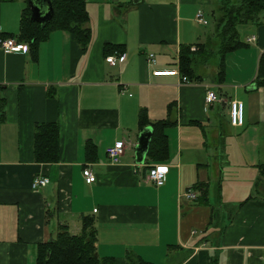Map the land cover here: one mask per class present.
<instances>
[{
	"label": "crops",
	"instance_id": "obj_1",
	"mask_svg": "<svg viewBox=\"0 0 264 264\" xmlns=\"http://www.w3.org/2000/svg\"><path fill=\"white\" fill-rule=\"evenodd\" d=\"M26 1L0 0V38H16ZM211 6L212 0H87L85 51L59 29L40 42L35 59L0 49V264H36V246L63 225L80 233L83 215L94 217L96 252L114 264H132L128 254L150 264H211L213 256L220 264H264V175L257 166L264 164V85L255 81L264 23L246 24L248 46L227 55L222 83L208 69L188 83L152 74L178 67L180 48L194 50L206 39ZM198 9L207 24L195 20ZM105 43L124 47L115 65L104 59ZM208 89L222 101L206 103ZM233 99L243 103L239 126L229 121ZM170 103L176 123L164 130L167 157L138 164L140 111L162 119ZM37 122L58 124L59 161H34ZM87 141L95 145L91 159ZM115 141L125 146L113 164L106 148ZM158 163L168 166L161 186L147 181L144 169ZM85 166L93 183L82 176ZM36 175L49 182L33 189ZM196 183L206 184L208 204L183 196Z\"/></svg>",
	"mask_w": 264,
	"mask_h": 264
},
{
	"label": "trees",
	"instance_id": "obj_2",
	"mask_svg": "<svg viewBox=\"0 0 264 264\" xmlns=\"http://www.w3.org/2000/svg\"><path fill=\"white\" fill-rule=\"evenodd\" d=\"M52 17L42 25L31 18L28 5L22 9L19 31L16 40L28 45V52L32 58L37 57L38 46L53 30L70 32L80 49L85 51L90 41L89 15L86 9L87 0H51ZM211 28L207 30L206 39L197 43L191 50L189 46L181 47L178 54V69L190 82H199L204 77L198 72L201 65H207L211 58L217 57L213 80L222 83L226 74V57L237 49L248 46L241 39L238 25L264 23V0H212ZM123 45L105 43L104 56L114 52L122 53ZM255 81L258 86L264 85V58L260 57ZM5 103L0 99V121L5 119ZM172 103L168 104L167 116L162 119L150 120L146 111L139 113V126L143 129L152 128L149 148L144 159L145 164L160 161L168 155L167 136L165 129L176 123L172 119ZM33 158L38 163H54L59 161V127L56 122H37L33 132ZM95 151L91 141L85 144L86 159ZM264 175V164L257 165ZM145 166L144 169H148ZM193 188L201 190L197 196L199 203L208 204L207 186L196 183ZM96 226L94 217L83 215L81 231L72 234L65 225L61 226L54 237L39 243L35 249L36 264H114L112 257L99 256L95 248ZM132 264L146 263L137 256L128 254ZM211 264H220L217 256L211 258Z\"/></svg>",
	"mask_w": 264,
	"mask_h": 264
},
{
	"label": "built area",
	"instance_id": "obj_3",
	"mask_svg": "<svg viewBox=\"0 0 264 264\" xmlns=\"http://www.w3.org/2000/svg\"><path fill=\"white\" fill-rule=\"evenodd\" d=\"M195 20L202 24H207V20L204 18V12L201 9L195 14ZM253 37L248 38V41L252 40ZM0 49L5 53H15V52H26L28 51V46L25 42H19L14 37H3L0 38ZM120 53L114 52L112 54L106 55L104 57L105 61L111 65H115L116 61L120 57ZM148 61L153 62V54H149ZM155 76H178L180 81L184 83L190 82L188 78L182 75L178 67L173 69H159L152 72ZM206 103L212 104L215 102H220L222 99L211 89L206 91ZM229 121L233 126H239L243 122V103L240 100L233 99L229 102ZM124 142L115 141L106 148V155L110 163L116 164L119 162L120 157L124 151ZM168 172V166L166 164H153L150 165L146 174L147 181L151 182L156 186H161L166 180V175ZM82 176L86 183H93L96 178L94 172L90 167L85 166L82 169ZM49 182V178L45 175H36L31 182V187L37 189L44 187ZM183 196L189 200H194L197 197V193L193 187L186 189L183 192Z\"/></svg>",
	"mask_w": 264,
	"mask_h": 264
},
{
	"label": "water",
	"instance_id": "obj_4",
	"mask_svg": "<svg viewBox=\"0 0 264 264\" xmlns=\"http://www.w3.org/2000/svg\"><path fill=\"white\" fill-rule=\"evenodd\" d=\"M27 5L30 8L31 18L39 21L42 25L52 17L53 7L51 0H27ZM151 136L152 128L150 126L143 128L139 133L135 152L138 164H142L146 157Z\"/></svg>",
	"mask_w": 264,
	"mask_h": 264
},
{
	"label": "rangeland",
	"instance_id": "obj_5",
	"mask_svg": "<svg viewBox=\"0 0 264 264\" xmlns=\"http://www.w3.org/2000/svg\"><path fill=\"white\" fill-rule=\"evenodd\" d=\"M27 2V1H26ZM25 4V3H24ZM27 4V3H26ZM211 11H209V13L206 14V18L208 19V24L207 25H204L203 30H208L211 28ZM249 25H246V24H241V25H238L237 29L239 31V34H240V37L242 40H244V36L245 34L248 33V29H249ZM216 61H217V57H213L210 59L209 63L206 65V66H203L202 69L199 68L198 72H203V69H208V73H211L215 70V64H216ZM206 71V70H205Z\"/></svg>",
	"mask_w": 264,
	"mask_h": 264
}]
</instances>
